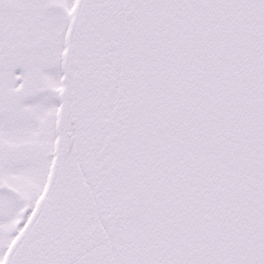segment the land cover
Here are the masks:
<instances>
[{"label": "snow or ice", "instance_id": "snow-or-ice-1", "mask_svg": "<svg viewBox=\"0 0 264 264\" xmlns=\"http://www.w3.org/2000/svg\"><path fill=\"white\" fill-rule=\"evenodd\" d=\"M0 264H264V0H0Z\"/></svg>", "mask_w": 264, "mask_h": 264}]
</instances>
